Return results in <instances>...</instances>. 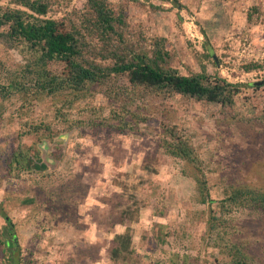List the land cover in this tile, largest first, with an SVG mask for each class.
Returning <instances> with one entry per match:
<instances>
[{
    "label": "rangeland",
    "instance_id": "rangeland-1",
    "mask_svg": "<svg viewBox=\"0 0 264 264\" xmlns=\"http://www.w3.org/2000/svg\"><path fill=\"white\" fill-rule=\"evenodd\" d=\"M117 1L128 3L132 31L149 40L167 38L182 73L205 65L232 83L264 79V69L244 67L264 62V0ZM84 2L62 3L57 15ZM255 5L260 11L250 19ZM30 57L27 48L6 52L0 46V81L17 77ZM115 83L130 85L125 76ZM36 88L13 90L0 103V264H231L234 244L264 264V206L250 197L239 196L243 205L226 200L249 189L264 193V123L255 118L264 114V84L237 97L246 117L237 121L217 102L180 95L166 102L202 161L207 202L194 177L184 173L192 165L163 147L158 119L115 117L118 103L102 93L69 106L64 93ZM140 100L133 110L147 112ZM59 106L68 121L58 116ZM99 121L114 127L93 126ZM124 122L125 130L116 127ZM39 123L51 124L55 133L29 132ZM20 150L30 167L14 160ZM41 158L45 169L37 167ZM212 215L222 221L214 230ZM8 232L17 244L12 260V250L1 242Z\"/></svg>",
    "mask_w": 264,
    "mask_h": 264
},
{
    "label": "trees",
    "instance_id": "trees-1",
    "mask_svg": "<svg viewBox=\"0 0 264 264\" xmlns=\"http://www.w3.org/2000/svg\"><path fill=\"white\" fill-rule=\"evenodd\" d=\"M70 1L7 0V3H0V46L6 52L27 48L32 55L23 69L15 73L17 77L11 78L8 83L0 81V103L13 90L27 91L33 84L39 93H64L66 99L63 104L69 106L77 100L102 93L118 103L113 110L115 117L124 118L131 114L138 122H145L150 118L158 119L163 128V147L167 153L185 159L192 165L191 170L185 169L184 173L194 177L202 202H207L210 191L202 171V161L191 140L173 123V118L177 117L176 111L173 109L174 115L170 116L172 110L167 107L166 102L175 95L217 102L221 104L223 113L230 115L232 121H237L246 119L238 109L237 97L243 89L256 87L257 84L232 83L219 73L207 72L205 65L201 71L182 73L174 64L176 54L167 48L166 37L157 36L149 40L144 34L131 30L127 2L85 0L82 7L73 6L57 15L62 10V3L67 6ZM134 1L143 4L140 0ZM166 1L181 5L178 0ZM150 6L163 8L153 3ZM256 11H260V7L255 5L248 17L252 19L253 12ZM207 45L204 46L208 50L207 56H211L210 47ZM244 67L247 71L264 69V62L251 61ZM122 76L128 79L129 86L115 83V79ZM138 99L142 103L140 109L147 112L133 110L134 105L139 106ZM62 109L61 106L57 108L58 116L62 115L61 120L66 122L68 117ZM2 112L0 110V116ZM255 118L264 123V114ZM93 126L114 127L112 123L103 121L95 122ZM116 127L123 131L128 127L127 122ZM42 128L47 129L50 135L55 133L49 123L35 124L29 132H37ZM43 151L47 153L45 148ZM26 155L27 153L20 150L14 155V160L18 164L24 161V167L28 168L30 165L27 164ZM9 167L11 172L12 163ZM37 167L47 168L43 158ZM239 196L245 199L250 197L264 206V193L255 194L250 189L230 193L226 200L243 205V202L237 201ZM209 201L211 203L213 199ZM222 209L224 210L223 207ZM210 222L211 230L216 229L219 224L222 225L220 218L215 215H212ZM5 235L1 242L7 249L12 250V254L17 248L14 233L8 232ZM119 237L122 235L119 234ZM9 242L10 247L7 245ZM229 257L231 264H257L236 244L230 248ZM9 258L12 260L13 254ZM13 263L7 261V264Z\"/></svg>",
    "mask_w": 264,
    "mask_h": 264
},
{
    "label": "water",
    "instance_id": "water-1",
    "mask_svg": "<svg viewBox=\"0 0 264 264\" xmlns=\"http://www.w3.org/2000/svg\"><path fill=\"white\" fill-rule=\"evenodd\" d=\"M254 84H257V85H262L264 84V79L260 80V81H256V82H253ZM7 219L9 220V217H7ZM14 264H20L19 262L15 261Z\"/></svg>",
    "mask_w": 264,
    "mask_h": 264
}]
</instances>
